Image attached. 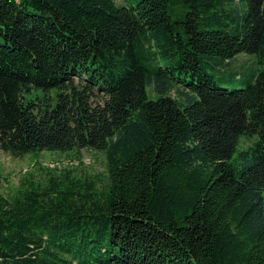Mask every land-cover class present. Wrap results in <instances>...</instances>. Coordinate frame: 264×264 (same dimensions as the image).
I'll use <instances>...</instances> for the list:
<instances>
[{"label":"trees","instance_id":"obj_1","mask_svg":"<svg viewBox=\"0 0 264 264\" xmlns=\"http://www.w3.org/2000/svg\"><path fill=\"white\" fill-rule=\"evenodd\" d=\"M80 149L103 184L0 193V264H264V0H0V151Z\"/></svg>","mask_w":264,"mask_h":264},{"label":"rangeland","instance_id":"obj_2","mask_svg":"<svg viewBox=\"0 0 264 264\" xmlns=\"http://www.w3.org/2000/svg\"><path fill=\"white\" fill-rule=\"evenodd\" d=\"M114 1L117 4L123 3V0ZM246 62L249 60L245 56H238L235 60L236 65ZM251 144L252 139L241 138L238 148ZM64 172L80 178H94L101 185L106 175L104 156L90 149H80L68 152H32L21 158H12L0 151V193L5 197L13 195L24 180L41 183L52 174L61 175Z\"/></svg>","mask_w":264,"mask_h":264}]
</instances>
